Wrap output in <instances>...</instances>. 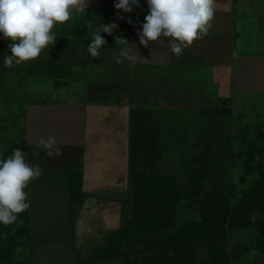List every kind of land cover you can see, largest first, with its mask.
Here are the masks:
<instances>
[{"label": "rangeland", "instance_id": "obj_1", "mask_svg": "<svg viewBox=\"0 0 264 264\" xmlns=\"http://www.w3.org/2000/svg\"><path fill=\"white\" fill-rule=\"evenodd\" d=\"M217 1L218 0H215V2ZM229 2V4L225 3L223 5L215 4V14L216 12L221 11V13L225 15L234 14L237 18V27H235V29L241 36H243L242 39H236L237 52L243 55L245 54V57H264V0H230ZM141 3L143 9L144 7L145 9L148 7L144 4L145 0H142ZM91 9L93 8H87V14L88 12L91 14L89 11ZM141 11L142 10H139L138 7L133 6V11L130 12V14H124L125 16L127 14L128 20L131 19L134 21L135 19H140L144 21L148 10H144L145 12ZM87 14L85 13V15ZM85 15L82 14L84 18ZM125 16H123L124 22H126ZM111 18V16H108L107 21L109 22ZM73 21L74 20H71L70 22L72 23ZM85 21L86 18L83 21V25L90 24L88 22L89 20H87L86 23ZM115 21L110 23H116L118 27H122V30L117 31L116 34L113 33V36L105 33L102 35L101 33L107 41L106 44H113V46L102 49V54H100L99 58H92L90 56L92 59L86 61L79 60V66L74 67H77V69L68 68V65L70 66L71 63L70 61L60 63L58 68L63 67L65 73L67 69L70 70V73H75V76L72 75L69 76V78H63L64 80L61 82H66L64 86L57 85L58 81H56L55 77L36 75L35 70L38 69L36 68V64L28 67L30 70L33 69V74H31L28 69L26 75L24 74L25 71H16V73H14L8 72L4 69L0 70V145L5 146L7 144L23 142V130L27 117H25V114H29L31 108L37 107L39 115L45 117L52 116L53 113H48L47 111L49 106H55L58 104H62L61 106H63L65 103H75L76 101H80L81 104H84L87 103V99L92 98L98 91L97 94H101L100 102L98 103L96 100L94 104L90 103L87 106L89 109L93 110L92 112L99 113V111H102L100 118L93 119L92 113L90 114V118L93 119V125L100 127L98 132L93 135L92 138L96 139V141L98 140V142L107 141V146L104 148L109 147L102 153V157H104L105 160L102 165L106 168V172L102 170V173H105L106 175V178L102 176V183L105 179V181H108V185H113L116 184V182L119 183V181H121L119 177H124V192H108V194L111 195L110 197H112V200L110 197L107 200L109 202L120 204V214L123 211V218H121L122 225L127 218V215L124 212L129 206L126 200L130 198L132 199L131 191H129L128 188L130 180V177H127L128 173L132 175L134 174L133 171L141 173L142 170L151 172L156 171L157 173L165 174L171 172L177 176L181 185L186 186V176H183L182 167L184 166L187 157L195 154V144L197 145L198 142H200V145L207 143L209 146L213 147L211 165L215 173V181L213 178L208 182V189L224 188V190L228 191L230 196H238L236 199L231 200V205L236 206L237 203L240 202L239 199L241 198V193L249 191L254 182L259 178L257 169L253 171V174H248L245 169V162L249 159L248 155H246L249 148V141L256 143L257 146L262 148V151L255 157V160L256 162H264L263 85L247 86V89H250L251 91L253 90V92L250 95L251 101H246L244 103L241 102V95L237 92L238 89L240 90V88H244V86H242L244 83L236 85L235 87L237 88V91L235 92H237L238 97L237 99L235 98V100L238 103L234 104V108L232 106L233 109L231 115L229 113L227 115H220L215 108H220L218 98L221 97V85L213 83L211 80L212 72L210 68H212V66L206 64L196 67L192 64H184V67L180 69L174 68V71L182 72L187 74V76L190 74L188 76L189 82L193 78L192 81L203 80L204 84L202 83L201 85L198 84V86H192L189 82L187 83V81H177L173 82L172 85H163L161 88H158L159 85L145 86L141 90V93L143 94L134 97L131 88L127 85V77L120 78L119 75L118 77L120 80L116 79L118 81L114 82L112 76L114 73L116 74L119 72H124L121 74L122 76H124V74L125 76H127V74L132 75V71L135 72L134 69L138 68V66L131 65L132 62H128V68L125 66L122 68H115V66L109 64V60H113V64L116 63V59L119 56L117 55V50L124 47V45L114 42L115 38H126L130 42V32L134 25L131 26L129 24L130 26L125 28L124 26H120V24L123 25L121 19L116 18ZM136 22L137 20H135L134 23ZM66 23L63 26L54 29L57 34V45H53L52 47L56 49L63 48L57 47L63 43H66L68 45L66 47H69L68 43L70 42V44H72V42L75 41V38H67L68 33H74V30L69 29V25ZM225 23L226 22L222 20L220 24L225 27ZM80 29L85 31L86 37H78H84V43H87L90 39L86 38H88V35L89 37L92 35V31L89 32L87 28ZM120 32H122V35H117V33L120 34ZM136 40L139 41L138 36H136L135 41ZM220 40V46L224 47V39L222 38ZM212 41H216V44H218L217 39H213ZM9 43L10 42L0 34V45L7 46ZM78 43V46L83 45L82 41ZM154 47L161 51L159 57L153 59L155 62L162 63V65L166 63L173 64V61L175 62V60L171 61V59H169V57H172L174 54L167 46V38H165L164 45L154 44ZM46 51L47 49L45 52ZM114 52H116L117 56ZM142 52L143 51H140L138 54L140 56L143 55L144 57L145 53ZM43 53L44 51L41 53V57L43 56ZM76 53L77 57L74 58L73 54L67 55L68 59H81V53L79 51ZM118 53L120 54V52ZM231 53L230 55H232ZM57 56L63 57L61 53ZM114 56L116 58H114ZM64 58L66 59L65 56ZM231 59L232 57H230V60ZM234 59L232 60L233 63L231 62V77L233 78V76H236V79H240L241 81L245 78L246 80H249L251 76L249 75L248 78L245 76L246 74L244 75L242 71H239L238 65H241V63L237 59V65H235L236 62H234ZM52 61L54 62L55 67L57 61ZM94 63L98 64L99 67L108 70L100 73V70L95 67ZM39 64H41V67L44 66L45 69L51 67V64L49 65V63L45 61H42ZM123 65H126V63ZM71 66H74V64H71ZM145 66L147 67L148 65ZM149 67H154L151 71L153 74L155 73L154 76L157 75L156 77L159 80L168 76L166 73L158 74L159 69L156 68L159 67L155 68L154 65H150ZM252 67L253 66L250 68ZM169 68L166 69L170 72ZM138 70L139 68L137 71ZM242 70L244 71V69ZM237 75L239 76V79ZM104 76L109 78H105ZM215 80L219 79L215 78ZM123 81L124 84H117L118 82ZM137 87V85L133 86L134 93L137 92ZM88 88H91V91ZM153 90L156 94H153ZM86 91L88 93H86ZM123 93H125V95ZM186 93L188 94L187 97ZM87 94H89V96H87ZM127 105H133L138 108H135V110L130 112L127 108L128 112L124 114V118H118L122 115L121 112L124 111L122 109L127 107ZM230 105H232V101ZM42 110L45 112L44 115ZM204 110H206L210 116H202ZM56 113L61 116L59 108ZM131 113L134 115L132 116ZM114 114L119 115L116 117L117 119H114ZM45 119L46 118H43L44 122ZM120 122L123 125L118 124ZM123 131H125V135L130 141L129 148H127L128 146H124L126 136H124V142L121 141ZM131 133H133V136H131ZM109 135L110 137H108ZM244 135H246V139H243ZM200 137L203 142L200 140ZM122 149L124 150V153H128V156H130L129 158L131 159L130 162L128 160L127 165L129 167L127 166L125 171L123 167L124 161L119 158ZM160 155L161 157H159ZM59 160L62 159L59 158ZM36 161L34 162V160L31 159V164L35 165ZM106 161H108V163ZM39 166L42 169V165ZM63 168L64 167H60L59 169H56V172L62 176H65L66 173L69 174V170L63 172ZM184 168H186V166ZM117 172L120 174H117ZM32 182L39 184L42 181L34 180ZM183 188L185 189V187L182 186L181 189L184 190ZM35 193L36 192L30 193V201H36L37 199L41 200V197H39L41 194L39 193L37 195V193ZM206 193L207 192L200 193L199 200H201ZM115 194L119 200L113 198L115 197ZM90 199L94 198L90 197ZM73 205L76 206V209L79 208L78 202L76 204L74 201ZM198 206V199L196 198L193 200H183L180 208L177 210L175 219L176 226L174 227V230L190 220L200 221L201 214ZM111 210L113 211L114 209ZM46 214L49 213H46L44 206H33L31 208L30 226L31 232L33 233L31 244H22L26 242L25 238L18 240L22 245L15 248L12 260L4 264H124L122 256L115 255L114 257V254L108 255L106 253V244L109 234H113V232H115L114 230L117 229L107 230L106 240H100L98 238V242L92 245H84L85 248L83 247V249H79V252L77 248V252H75L74 249L77 245L74 247L71 237L76 233V216H74V221L70 224L68 222V216H66L64 212L61 214L56 211L49 214L50 216H53L54 220H57L58 217L62 215V220L58 221L61 226L52 229V227L49 228L45 225L47 220L44 219V217L48 218V215ZM101 215V217L104 218L103 213ZM105 215H107L108 220L111 218L110 211ZM229 220L230 219L227 220L226 227L228 251L233 257L232 264H264V255L259 250L258 245L262 235L260 230L256 227L246 226L233 230L228 227ZM168 232L166 231V233ZM80 243L81 241L78 239V244ZM123 246V250H126L127 247L124 243ZM98 254L104 256L98 257Z\"/></svg>", "mask_w": 264, "mask_h": 264}, {"label": "crops", "instance_id": "obj_2", "mask_svg": "<svg viewBox=\"0 0 264 264\" xmlns=\"http://www.w3.org/2000/svg\"><path fill=\"white\" fill-rule=\"evenodd\" d=\"M141 1L142 0H139L142 6ZM229 1L230 0H220L219 2L218 0L217 2H215V4H221V5L225 3L229 4L230 3ZM115 2L116 0H89L88 7L93 8V9H91L92 11L89 10L91 14H89V12L88 14L87 12H85L87 15H85V13H83V15H85L86 21L89 20L88 22L92 25V27L89 28L88 25L85 24L86 21L84 23L85 25H83V21L85 18L82 16V14H80V16L77 15L73 19L74 21L72 23L71 22L66 23L67 25H69L68 26L69 29L74 30V33H71V32L68 33L67 38L69 39L75 38L78 42L82 41L83 45L81 44L82 46H77V47L73 45L69 47H63L61 49H56L52 47L50 50H47L43 54L44 58L50 59V60L51 59L56 60L57 61L56 63L58 64L64 63V61H70L71 62L70 66L68 65L69 69H73L75 66L78 67L79 60L86 61L88 59H92L90 55H87L85 51L88 44L90 43L91 35L90 37L88 35V38H86L90 40H88L87 43L86 42L84 43V40H85L84 37L81 38L78 36H85L86 33L83 29H80V28H87L89 32H91L99 24H109L110 22H114L116 18H118V15L125 16L122 10L118 12V10L115 9L114 7ZM144 4H146L147 6V0H145ZM138 8L139 10H142L141 12H145L146 10H148V7L146 9L145 7L144 9L142 7H138ZM92 12H93V15H92ZM108 16L112 17L109 22L107 21ZM125 17H126V22L122 20L123 25L120 24V26H124L125 28H127L130 25L131 26L134 25V27L131 28L132 31L130 32L131 34L130 43L135 45V47L138 48L139 53L140 51H143L142 53H145V54L143 57V55L140 56L138 53L136 54L135 51L133 53V55H137L138 58L135 61H132V63L131 62L130 63L131 65L138 66L139 68L138 71H137L138 68H135L134 69L135 72L132 71V75L127 74V76H125V74L124 76L121 75L124 72H119L116 74L114 73L112 76L113 77L112 79L114 82H116L120 80V78L122 77L123 78L127 77L126 78V80H128L127 83L131 81L132 86L137 85L138 87H137L136 93H134V89H132V94L134 97L136 95L143 94L141 93L142 92L141 90L145 86H151V85H156V84L172 85L173 82H177V81H182V82L187 81L188 83L189 82L188 76L190 74H188L187 76V74H184L182 72L174 71V68L180 69L184 67V64H192V65H195L196 67L199 65L210 64L212 66V68H210L212 72L211 80L213 83H218L221 85V88H220L221 97L232 100L231 108L232 106L234 108L235 106L234 104L238 103L235 100V98L237 99L238 97L237 92H239L238 94L241 95L240 96L241 102L244 103L246 101H251L250 95L253 92V90L251 91L250 89H247V86H251V85L258 86L259 84H261L264 87V57H255V58L245 57L244 56L245 54L243 55L237 52V40L242 39L243 36H241L239 32L235 29V27H237V24H236L237 18L234 16V14L225 15V14H222L221 11L216 12L215 14V9H214V19L212 21V27L209 30L208 34L204 36L202 39L195 40L191 46L184 49L182 55L180 56L172 55V57H169L171 61L175 60V62L173 61V64L166 63L164 65H162V63H158L153 60L155 57H159L160 52H161L157 50L156 47H154L155 43L150 42L149 46L145 48L143 45L139 43V41L137 40L135 41L136 36H138L137 33L140 30H142V24H143L142 22L144 21L140 19H135L137 20V22L134 23L135 22L134 20L133 23L129 25L127 14ZM222 20L226 22L224 24L225 27L222 24H220ZM121 28L122 27L116 28L118 30H114L113 33L116 34L117 31H121L122 30ZM102 35H104V33H102ZM117 35H122V32H120V34L117 33ZM222 38L224 39V43H225L224 47H221L220 46L221 44H219L221 42L220 39ZM213 39L214 40L217 39L218 44H216L217 43L216 41H212ZM109 46L112 47L113 44H109V45L106 44L102 49H105L106 47H109ZM78 51L82 55L81 59H73V60L68 59L67 55L73 54L74 58L77 57L76 52ZM117 51L120 52L121 48H119ZM116 52H114L115 55H116ZM118 52H117V55H120ZM60 53L63 55V57L57 56ZM230 53L232 55H230ZM64 56L66 57V59L64 58ZM230 57H232L231 60H230ZM114 58L116 57L114 56ZM234 58L236 59V61ZM233 59H234V62H236L235 65H237V61L239 60V62L241 63V65H238L239 71H242L244 75L246 74L245 76H247L248 78L250 75L251 78H249V80H246L245 78L243 81H241L238 75L237 77L239 80L236 79V76H233V78L231 77L232 75L230 74L231 73L230 71H231V65L233 63L232 62ZM32 62L33 60L28 61V63L25 62L21 64V66L26 69L28 64ZM128 62L129 61L127 60H123L122 63L113 64V60H109V64H112V66H115V68H118V67L122 68L124 66L128 68L127 67V65L129 66ZM124 63H126V65H123ZM71 64H74V66H71ZM94 64H95V67L100 70L99 71L100 73H102V71L106 72L108 70V69L105 70L103 67H99L98 64L96 63ZM145 65H148V66L146 67ZM150 65H154L155 68L159 67V68H156V69H159L158 74L166 73L168 76L166 78H163L162 80L161 79L159 80L156 77L157 75L154 76L155 73L153 74V72L151 71L154 67L153 68L149 67ZM251 66L253 67L250 68ZM77 67L74 69H77ZM166 68H169L170 72ZM242 69H244V71ZM24 71H25L24 74L26 75L27 71L26 70ZM71 74L75 76L74 72H72ZM119 75H120V78L118 77ZM104 77L109 78L106 76ZM215 78L219 80H215ZM192 79L189 82L192 86L193 85L198 86V84L201 85L203 83V80L192 81ZM251 79L256 80V81H252ZM63 80L64 79L62 78L61 79L57 78L56 79V81H58L57 85L64 86L66 82L62 83ZM117 84H124V81L118 82ZM238 84L239 85L242 84L244 88L243 89L240 88V90L238 89L237 91V88L235 86ZM97 92L94 94L92 98L87 99V103L83 102L84 104H81L80 101H76L75 103H65V105L63 106H61L62 104L61 105L58 104L55 106H52V105L49 106V109L47 111L48 113L52 112L53 113L52 116L45 117V116L39 115L37 107L31 108L29 110V114H25V117L26 116L27 117H26V123H25L24 130H23V136H24L23 142L26 144L28 143V154H29L28 162L30 160V163H31V159H33L34 162L37 160L35 165L37 164L42 165V175L39 179L42 182L39 184L32 182L35 189H31L28 192L29 201H30V193L36 192L37 195L39 193L41 194L39 195V197H41V200L37 199L36 201H30V207H29L30 218H31V208L33 206L34 207L44 206L46 213H49V214L56 212V211L60 212L61 214L64 212L66 216H68V222L71 224L72 208H71L70 196L67 193V192H70L68 189L69 185H71L72 182H73L72 184L73 186H77L78 183H81V186H82L81 191L87 194L86 199L87 198L88 199L83 204H81V206L79 205V208L76 209V206L73 205L74 207L73 211L75 212V216H76L75 223L77 225V228H76L75 235L72 236L71 238H72V243L74 244V247L77 245L74 249L75 252H77V248L79 252V249L81 248L83 249L84 245L85 246L92 245L98 242L99 239L106 240V235H107L106 231L118 228L117 227L118 217L120 216L121 206L119 203L107 201L109 197L111 196L110 194H108V192H124V185H123L124 177L123 176L119 177L121 180L119 181V183L116 182V184L108 185L107 183L108 181H105V179L103 180V183H102V176L106 178L105 173H102V170L106 172L105 171L106 168L102 165L103 162L105 161L104 157H102V153L105 151V149L109 147L104 148L105 146H107L105 141L98 142V140L96 141V139L92 138L93 135H95L100 129L99 126L93 125L92 120L95 118H100L102 115V111H99V113L92 112L93 110L87 107L88 104L90 103L94 104L96 100L98 103L100 102L101 94L98 95ZM86 93L88 92L86 91ZM123 94L125 95V93ZM242 94H243V98H242ZM246 94H249V95H246ZM87 96H89V94H87ZM187 96L188 94L186 93V97ZM58 108L61 111V116L57 115L56 113ZM127 108L130 112L132 110H135V108H138V107L133 106V105L132 106L127 105V107L122 109L124 110L123 111L124 113L121 112L122 113L121 116H119L118 114L113 115L115 117L114 119H117L116 117L118 116H119L118 118L122 119L121 117H123L124 114L128 112ZM91 113L93 115L92 116L93 119L90 118ZM44 114L45 112L43 111V115ZM133 115L134 114H132V116ZM43 118H46L45 122ZM49 135H53L55 137V146L60 149L61 155L57 156L55 152L53 151V155L49 156L47 152L40 147L39 145L40 137H44L46 139ZM131 136H133V133H131ZM129 157L130 156H128V153H124V150L122 149V152L119 158L123 159L124 161V164H123L124 171L126 170V167L128 166L127 165L128 160L129 162L131 161ZM59 158L62 160H59ZM106 162L108 163V161ZM60 167H64L62 169L63 172L65 170H69V173L71 172L72 174L69 175L66 173L65 176L59 175L56 172V169H59ZM117 174H120V173L117 172ZM129 175L130 174L128 173L127 177H131L133 174L130 176ZM114 196L115 197L113 198L115 200H118L116 194ZM90 197L94 199H90ZM78 198L79 197L76 196L75 200L78 201ZM110 198L112 199V197ZM109 209H114L111 212V213L114 212V214L111 215V218L108 220V217L105 214H108ZM102 213H103L104 218L101 217ZM49 214H46L48 215V218L44 217V219L47 220L45 223L46 227L48 226L49 228L52 227V229H54L55 227L57 228V226H61L58 223V221L62 220L61 219L62 215H60L59 216L60 218L58 217L57 220H54L53 216H50ZM78 239L81 241L80 244H78Z\"/></svg>", "mask_w": 264, "mask_h": 264}, {"label": "trees", "instance_id": "obj_3", "mask_svg": "<svg viewBox=\"0 0 264 264\" xmlns=\"http://www.w3.org/2000/svg\"><path fill=\"white\" fill-rule=\"evenodd\" d=\"M68 44L69 46L79 45L76 39L72 44L70 42ZM8 45H0V70L4 69L14 73L24 72L28 67L36 64L38 68L35 70L36 75L56 79L72 76L69 69L65 73L63 67L58 68L60 64L56 63L54 67L53 59H46L44 56H39L29 63L26 69L21 66L25 62L12 68H6L4 57L11 54ZM66 46L68 45L63 43L57 47ZM42 61L51 64V67L48 69L41 67L39 63ZM32 70L28 69L31 74H33ZM231 101L228 98L219 97L220 108H215L218 114L227 115L229 113L231 115ZM203 115L210 116L206 110L203 111ZM243 139H246V135ZM200 140H202L201 137ZM14 148L22 149L28 161V143L24 142L0 145V159L10 156ZM194 151L195 154L187 157L182 167L183 176H186V186L181 185L177 176L171 172L167 174L143 170L141 173L134 172L128 185L132 199L126 200L129 205L124 212L127 218L122 225V211L118 217L117 230L109 234L106 244L108 255L122 256L124 264H232L233 257L228 251L226 227L228 219H230L228 227L233 230L245 226L258 228L262 234L258 242L259 250L264 255V162L255 160L262 148L249 141L246 153L249 159L245 162V169L248 174H253V171L257 169L259 178L249 191L241 193L240 202L236 206L231 205V200L238 196H230L224 188L208 189V182L213 178L215 181V173L211 165L213 147L207 143L200 145L198 142L197 145L195 144ZM72 184L69 185L70 192L67 193L70 196L71 216L74 221L73 202H78V205L83 204L87 194L81 191V183L77 186ZM182 186L185 187L184 190L181 189ZM31 189L35 187L30 182L25 191L28 193ZM202 192L207 193L199 200ZM76 196L80 198L78 201L75 200ZM195 198L198 199L201 220H190L174 230L177 210L182 201ZM253 212L256 214L255 221L252 219ZM30 221L28 209L18 214L15 223L10 225L0 223V264L12 260L15 248L22 244H31ZM166 231L169 232L166 233ZM21 238H25L26 242L22 244L18 242ZM123 243L127 247L126 250H123ZM100 256L104 255L98 254V257Z\"/></svg>", "mask_w": 264, "mask_h": 264}, {"label": "clouds", "instance_id": "obj_4", "mask_svg": "<svg viewBox=\"0 0 264 264\" xmlns=\"http://www.w3.org/2000/svg\"><path fill=\"white\" fill-rule=\"evenodd\" d=\"M89 0H0V34L7 40L10 55L4 57V66L12 68L22 62L38 58L44 50H50L57 42L54 29L70 22L86 12ZM141 7L139 0H116L115 9L124 13ZM148 11L138 34L139 43L147 48L151 43L164 45L167 38L169 50L176 56L183 54L197 39L206 36L214 19L215 0H147ZM118 19L124 17L118 15ZM132 24L131 19L128 20ZM92 27L91 24L88 25ZM118 26L115 23L99 24L92 31L91 40L85 49L87 55L99 58L107 41L101 35H112ZM124 47L116 63L135 61L139 52L126 38L117 37ZM39 145L49 156L53 151L61 155L55 146V137H40ZM42 169L27 161L20 148H14L6 159H0V223L10 225L17 221L18 214L30 207L25 189L29 183L39 180ZM255 212L252 219L255 221Z\"/></svg>", "mask_w": 264, "mask_h": 264}, {"label": "flooded vegetation", "instance_id": "obj_5", "mask_svg": "<svg viewBox=\"0 0 264 264\" xmlns=\"http://www.w3.org/2000/svg\"><path fill=\"white\" fill-rule=\"evenodd\" d=\"M129 83V84H128ZM127 84H128V86L131 88V90L133 89V86H132V83L131 82H128ZM156 85H158V84H156ZM153 86V85H152ZM163 85H159V87L158 88H161ZM153 94H156V92L153 90ZM118 124H122V123H118ZM123 124H124V121H123ZM122 124V125H123ZM109 126H111V125H109ZM110 128V127H109ZM128 130V129H127ZM129 133V132H128ZM128 135V134H127ZM124 136H126L125 135V131H123L122 132V136H121V141L122 142H124V139H125V137ZM108 137H110V135L108 136ZM107 141H105V143H106ZM130 141L128 140V137L126 136V141L124 142V146H128V147H130ZM109 211H110V213L112 212V210L111 209H109ZM108 211V212H109ZM114 214V212L113 213H111V215H113Z\"/></svg>", "mask_w": 264, "mask_h": 264}]
</instances>
